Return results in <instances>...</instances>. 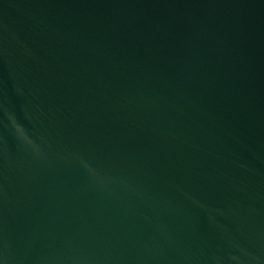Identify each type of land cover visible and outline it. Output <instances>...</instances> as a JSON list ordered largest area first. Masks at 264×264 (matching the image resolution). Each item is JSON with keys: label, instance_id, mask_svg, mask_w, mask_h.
<instances>
[{"label": "water", "instance_id": "obj_1", "mask_svg": "<svg viewBox=\"0 0 264 264\" xmlns=\"http://www.w3.org/2000/svg\"><path fill=\"white\" fill-rule=\"evenodd\" d=\"M0 264H264V0H0Z\"/></svg>", "mask_w": 264, "mask_h": 264}]
</instances>
